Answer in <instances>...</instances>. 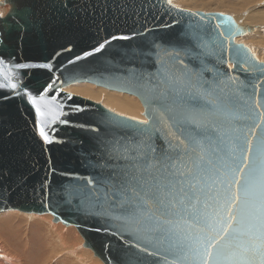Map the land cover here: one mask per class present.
Returning a JSON list of instances; mask_svg holds the SVG:
<instances>
[{"label":"water","instance_id":"water-1","mask_svg":"<svg viewBox=\"0 0 264 264\" xmlns=\"http://www.w3.org/2000/svg\"><path fill=\"white\" fill-rule=\"evenodd\" d=\"M7 3L0 213L52 216L103 264H264V63L237 43L257 28L167 0ZM76 83L137 97L149 125L65 91ZM153 120L151 139L135 134ZM129 169L151 204L136 217L109 203Z\"/></svg>","mask_w":264,"mask_h":264},{"label":"bare ground","instance_id":"bare-ground-1","mask_svg":"<svg viewBox=\"0 0 264 264\" xmlns=\"http://www.w3.org/2000/svg\"><path fill=\"white\" fill-rule=\"evenodd\" d=\"M174 1L177 4L181 5L183 8H189V9L200 10V11L202 9H203V11L214 9V8H209V5H208V7H206L205 5H207V4H205V1H203V0L202 1H199V0H174ZM263 1L264 0H261V1L258 0L256 2V4L257 3H259V4L253 6V8H251V9L258 8V7H259V9H256L257 11L254 10L256 12H254L253 14L250 13L247 17H245V18H247V21H249L253 25L243 24L242 19L244 18L245 14H242V15L240 14V16L238 15V16L233 17V16H231V14L229 15V13H228V15L231 16L233 18V20L236 23H238L240 26H254L257 28V30L254 33H252L254 35L244 36L248 40H250L252 38L255 39L254 38L256 36L255 33L260 31V27H258V26H261V25H259V24H263V26H264V4H263ZM227 2H229V1H227ZM244 2H246V1H244ZM226 4L222 3V1H221L220 7L224 11L228 10L231 13H237V14L240 10H242V12L245 11V9H238L240 5L234 6L232 4H228V5H226ZM249 4H251V3H249ZM242 6L240 8L245 7V6H243V7ZM216 9H214V10H216ZM214 10L212 12H214ZM249 11H250V9H249ZM9 12H10V5L7 3V0H0V15H1V17H5ZM225 15H227V14H225ZM262 33H261V35H262ZM258 36L259 35H257V37ZM257 37H256V39H257ZM262 39H264V37ZM239 42L242 43V42H244V40L242 38H239V39H237V43H239ZM255 46H257L258 49L260 48L259 52L261 53V54L257 53L256 54V55H258L257 57H259V60L261 59V61H264V41L260 42L258 45H255ZM231 67H233V65ZM86 85H89V86H86ZM77 86H79L80 88L78 90L74 91L73 94L78 95V97L81 96V98H83L84 96H82V95L90 96L92 98L100 100V102H103L102 104L105 107L109 108L111 111H114L117 114H120L121 116L128 117V118L136 120V121L144 120V118L140 114L141 108H140L139 104L141 102L140 103L137 102L135 99H133V97H130L131 95H129V97H127L128 94H122L120 92L107 90V89L102 88V87H97L99 89L95 90L94 88L90 87V86H93V84H90V83H76V84H73V85L69 86L68 88H66L65 91L68 93H71L70 90L73 89L72 87H77ZM94 87H96V86L94 85ZM94 93H97L98 96H94L93 95ZM123 95H125V96H123ZM84 99H85V97H84ZM95 102H97V101H95ZM7 212H9V211H7ZM10 212L12 213V212H18V211H10ZM21 215H23V214H21ZM2 217H4V216H2ZM48 218H49L48 216L29 214V216H28L29 221H28L26 227H21L19 225L20 222L18 225L11 224L12 227L10 225L9 228H8V226H3V228L10 233V239H8V241H7V239H5V241L0 239V264H52V263H54V261L56 259H59L58 261L56 260L59 264H62V263L65 264V262H67V261H65V259L68 260L69 264H82V263L83 264H89V263L84 262V259L82 256L83 254L79 255V251L87 252V254H89V255H92L91 254L92 251L85 248V246H84L85 242L82 241L83 245H81V238H80L79 234L75 232L76 230L74 229V227L71 228V227L64 226L62 223H56V222L49 221ZM40 222H48L50 224V227H47V237L46 238L44 236H42V232H43L42 226L40 224H37ZM25 230L27 231V234H25ZM27 235H28V237H27ZM30 259L31 260L34 259L35 263L31 262ZM90 264H92V263H90Z\"/></svg>","mask_w":264,"mask_h":264},{"label":"snow or ice","instance_id":"snow-or-ice-1","mask_svg":"<svg viewBox=\"0 0 264 264\" xmlns=\"http://www.w3.org/2000/svg\"><path fill=\"white\" fill-rule=\"evenodd\" d=\"M169 4H171L172 0H167ZM113 39H127V37H113ZM101 48L103 45L100 46ZM96 51H100V48H97ZM91 53H89L90 55ZM3 62L0 61V64ZM41 67H50V65H41ZM0 87H3V85H0ZM16 84H11L12 89H16ZM33 103L35 101L33 100ZM39 111V109H37ZM151 116V112L149 113ZM139 125H149L148 120H142L137 122ZM153 128H156L158 130V124L156 120H153L151 125L149 127L145 128H136L135 134L140 137L148 136L149 139L150 133L152 132ZM178 130H181L178 128ZM40 135L44 138L45 141L51 142L49 140L48 135H46L43 128L40 129ZM185 139L189 140L190 144L201 146V141L196 139V137L192 136H185ZM184 144V140L180 141L179 145H173L171 142H168V147L170 149H176ZM137 147H143V144L137 145ZM147 150L151 152H155L156 149L153 146V144L149 143L147 144ZM195 150V148H193ZM162 158L164 160L172 159L170 155H168L167 150L162 151ZM247 167V165H245ZM242 175V174H241ZM91 183V181H89ZM146 181L143 179L142 176H140L138 173H134L131 169L129 170H121L119 172H115L113 174V177H110V185H111V199L109 200V203L111 207L119 209L122 211L125 215L129 217H136L139 214H147L151 211V204L148 200L144 199V197L141 196V190L144 188ZM239 184V182H237ZM245 194H247V188H245ZM107 198V197H106ZM232 200L235 201V203H231L229 206L231 208L235 207L236 203H239V196L236 194H233ZM229 215H231L229 213ZM233 222L235 221V218L232 217ZM229 228H231V224L228 225ZM229 233L227 231L224 232L223 236H221V239H224V237L228 236ZM216 243H219V241H216ZM210 247H216V244H210ZM264 247V245H262ZM218 255L223 254V246L221 249L217 252Z\"/></svg>","mask_w":264,"mask_h":264},{"label":"rangeland","instance_id":"rangeland-1","mask_svg":"<svg viewBox=\"0 0 264 264\" xmlns=\"http://www.w3.org/2000/svg\"><path fill=\"white\" fill-rule=\"evenodd\" d=\"M199 1H202V0H199ZM203 1H205V4H207V5H205L206 7H208V5H209V8H214V9H216V10H214V12H212L213 10H207V11H203V9L200 11V10H194V9H189V8H183L181 5H179V4H177L174 0H172V2H171V4H173V5H175L177 8H180V9H183V10H189V11H195V12H203V13H221V14H227L228 15V13H229V15L231 14V16H240V14L242 15V14H245V16H244V18L242 19V21H243V24H248V25H253L252 23H250L249 21H247V18H245V17H247L250 13L251 14H253L254 12H256L257 10L256 9H259V7L258 8H254V9H251V8H253V6H255V5H257V4H259V3H257L256 4V2L258 1V0H203ZM221 1H222V3H227L226 5H228V4H232V5H234V6H238V5H240L239 6V8L238 9H245V11L244 12H242V10H240L239 12H238V14L237 13H231L230 11H228V10H223V9H221ZM227 1H229V2H227ZM244 1H246V2H244ZM254 1V2H253ZM261 1V0H260ZM208 2V3H207ZM253 2V3H252ZM245 3V4H244ZM248 3V4H247ZM249 3H251V4H249ZM237 4V5H236ZM253 4V5H252ZM261 4V3H260ZM263 4H264V1H263ZM245 6V7H243V6ZM218 6V7H217ZM243 7V8H240V7ZM252 6V7H251ZM182 7V8H181ZM247 7V8H246ZM219 8V9H218ZM249 9H250V11H249ZM219 12H218V11ZM254 10H256V11H254ZM227 11V12H226ZM223 12V13H222ZM242 12V13H241ZM245 20V21H244ZM259 25H261V26H258V27H260V31L259 32H256L255 34H256V36L254 37L255 39H250V40H248V39H246V37H241L243 40H244V42H242V43H240L239 42V44H243V45H247L246 47H248L251 51H253V53L256 55L257 53L258 54H261L260 52H259V50H260V48L258 49L257 48V46H255V45H258L260 42H263L264 41V39H262L263 37H264V26H263V24H259ZM263 32V33H262ZM261 33H262V35H261ZM252 35H254V34H249V35H246V36H252ZM257 35H259L258 37H257ZM256 37H257V39H256ZM262 40H261V39ZM245 43V44H244ZM253 44V45H252ZM253 47V48H252ZM256 56H258V55H256ZM258 59H259V57H258ZM260 61H261V59H260ZM261 62H263L264 63V61H261ZM86 86H89V85H86ZM90 87H92V88H94L95 90L96 89H99V88H97V87H94V85L93 86H90ZM73 89L72 90H70V94H73V92L74 91H76V90H78L80 87L79 86H77V87H72ZM108 92V91H107ZM68 93V92H67ZM109 93V92H108ZM117 94V93H116ZM123 94V93H122ZM73 95H75V94H73ZM94 96H98V94L97 93H94L93 94ZM121 95V94H120ZM75 96H78V95H75ZM82 96H84L85 97V99H87V100H90V101H92V102H94V103H97L98 101V104H102L103 102H100V100H97V99H95V98H92V97H90V96H86V95H82ZM123 96H125V95H123ZM81 97V96H80ZM83 97V98H84ZM127 97H129V95L127 96ZM130 97H133V99H135L137 102H139L140 103V101H139V99L138 98H136V97H134V96H130ZM103 99V98H102ZM95 101H97V102H95ZM103 105V104H102ZM140 105V108H141V111H140V114H141V116L144 118V120L146 119L144 116H143V113H144V109H143V106L141 105V103L139 104ZM104 106V105H103ZM105 107V106H104ZM105 108H107V107H105ZM108 110H110L109 108H107ZM111 111V110H110ZM112 112H114V111H112ZM115 113V112H114ZM120 115V114H119ZM128 118V117H127ZM4 213V214H3ZM2 214L0 213V239H2V240H4L5 241V239H7V241H8V239H10V233L8 232V231H6L4 228H3V226H8V228L10 227V225L11 224H15V225H18L19 224V222H20V226L21 227H26L27 226V223H28V221H29V219H28V216H29V214H25V213H21V212H3ZM7 214V215H6ZM21 214H23V215H21ZM4 216V217H2V216ZM15 215V216H14ZM19 215V216H18ZM22 216V217H21ZM42 216H48L49 218V221H52V222H55L54 221V219H53V217L52 216H49V215H42ZM13 217V218H12ZM6 218V219H5ZM8 218V219H7ZM24 218V219H23ZM27 218V219H26ZM37 224H40L41 226H42V228H43V232H42V236H44L45 238L47 237V227H50V224L48 223V222H40V223H37ZM65 226V225H64ZM11 227H12V225H11ZM71 228H73V227H71ZM4 229V230H3ZM76 231V233H78L79 234V236H80V238H81V245H83L82 244V241L84 242V240H83V238H82V236L80 235V233L77 231V229L76 228H74ZM25 234H27V231L25 230ZM9 236V237H8ZM27 237H28V235H27ZM83 254V255H82ZM92 255H89V254H87V252H83V251H79V255H82L83 256V259H84V262L85 263H92V264H103L102 263V261L100 260V259H98L95 255H94V253L92 252L91 253ZM35 259V258H34ZM34 259H30L31 260V262H33V263H35V260ZM57 261L59 260V259H56ZM54 261V263H52V264H59L57 261ZM65 261H67V262H65V264H69V262H68V260L67 259H65ZM62 264H64V263H62ZM83 264V263H82Z\"/></svg>","mask_w":264,"mask_h":264}]
</instances>
